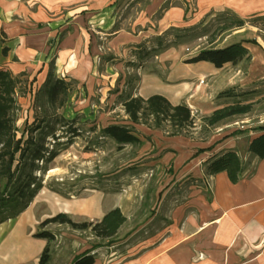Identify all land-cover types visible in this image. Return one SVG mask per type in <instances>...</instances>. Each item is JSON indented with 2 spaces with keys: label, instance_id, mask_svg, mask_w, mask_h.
Returning <instances> with one entry per match:
<instances>
[{
  "label": "crops",
  "instance_id": "obj_1",
  "mask_svg": "<svg viewBox=\"0 0 264 264\" xmlns=\"http://www.w3.org/2000/svg\"><path fill=\"white\" fill-rule=\"evenodd\" d=\"M145 1L143 10L129 23L131 30L125 31L117 14L119 0H0V68L13 76L24 73L39 86L50 73L57 79L71 83V101L76 96L85 97L86 94L90 99L96 96L97 86L107 85L106 91L99 89L105 94L116 85L118 76L105 59L106 54L125 60L126 53L129 54L131 50H150L151 37L171 28L184 29L201 22L204 25L205 17L221 14L235 16L245 21V25L219 36L216 41L221 39V44L217 48L242 40H255V43L243 44L250 55L248 62L243 61L235 66L226 64L220 69L207 62L184 63L182 66L191 68L193 74L185 76L184 69H180L181 73L171 69L161 90L154 80L156 78L147 74L141 77L137 90L129 96L146 100L159 95L171 106L181 103L187 107L205 106L209 113L217 108L211 106V101L222 90L254 92L257 83H264V44L257 36L261 30L259 25L250 22L255 18H264V0ZM159 11V17L152 20ZM228 39L230 41L225 43ZM198 82L200 85H197ZM193 83L196 86L194 90L191 88ZM122 93L120 91L118 95ZM104 94L101 102L106 100ZM253 95L247 96L249 102H254ZM88 112L91 113L90 110ZM81 114L86 115L85 110L73 113V118ZM92 117L93 121L99 119L96 114ZM123 118L126 121L122 124L99 122L102 129L111 125L132 126L140 133L141 140L155 143V149L168 148L166 143L169 139L163 138L158 130L132 124L127 115ZM229 144L230 141L229 149L225 151L234 149ZM213 152L201 161L205 163L224 151L218 149ZM248 156L254 161V169L250 176L244 169L237 184H231L225 173L209 176L202 171L203 183L212 180L209 200H205L200 192L196 193L197 211L194 216L186 215V206L182 204L175 207L170 226L163 230V240L158 242L159 233L154 238L135 241L112 261H108L101 250H94L93 264H264V158L259 160L250 153ZM150 157L158 158L155 154ZM43 195L64 199L42 189L25 211ZM112 203H106L102 191H93L81 200V208L75 217L99 221L107 211L120 209ZM20 215L0 224L1 264L38 263L46 245L45 240L32 237L42 221L29 228L25 223H18ZM181 223L182 230L179 229ZM15 241L23 243V250H12L10 243ZM28 249L31 250L28 252ZM199 254L202 259L193 261L195 255ZM71 261L73 257L66 264Z\"/></svg>",
  "mask_w": 264,
  "mask_h": 264
},
{
  "label": "rangeland",
  "instance_id": "obj_2",
  "mask_svg": "<svg viewBox=\"0 0 264 264\" xmlns=\"http://www.w3.org/2000/svg\"><path fill=\"white\" fill-rule=\"evenodd\" d=\"M145 3V0H119L117 14L119 22L123 23L122 29L131 30L129 23L143 10ZM159 15L160 11L152 20H156ZM222 18L223 15L217 14L214 17H205L204 25L201 22L184 29H168L150 38V50H131L129 54L126 53L125 60H119L110 53L106 54L105 59L118 76L114 88L104 94L99 92V89L106 91L107 85L97 86L96 96L90 99L86 94L85 97L76 96L71 101L70 94L65 107L57 112L66 119H72L73 113L81 110H85L86 114L73 118L76 120L74 128L77 129V134L72 137V144L59 153L50 165L52 171L49 170L50 172L44 175L43 189L51 192L49 189L52 188L64 199L49 195L41 196L27 211L22 212L18 223H25L27 227L34 228L37 222L58 213L69 215L74 222L91 221L85 217H75V215L81 208L79 205L81 200L93 191H102L106 203L112 201L113 206L118 205L126 222L110 243L96 239L89 230L76 231L66 225L47 226L45 229L55 235V242L52 244L54 253L49 264H66L72 257L74 259L94 245H98L94 249L96 252L101 250L102 255L108 257V261H112L118 256L117 254L135 241H145L159 233L161 235L157 238L158 242L163 240V230L170 226L171 213L175 207L182 204L186 206L185 214L194 216L197 211L196 193L200 192L205 200H209L212 180L208 179L203 183L201 177L202 171L205 173V163L201 160L206 155L214 154L213 151L218 149L226 152L225 150L229 149L227 148L229 141V145L234 148L232 151L237 152L242 162L243 170H247L250 176L255 165L252 157L248 156L247 147L249 139L259 135V129L264 126V83H257V90L250 92L255 95L252 96L254 102L249 114L236 116L216 127H207L202 123V119L211 113H208L205 106L188 107L191 121L186 125L179 126L171 122L169 118H161L160 127L156 130L162 134L163 138L169 139L166 143L168 148L162 149L163 151L160 148L155 149V143L149 140L143 141L141 147L124 145L121 150H118L113 140L100 136L102 125L99 121L125 123L126 120L123 117L126 114L123 112L121 103L126 95L135 93L141 77L151 74L156 78L154 80L161 90L171 69L181 73L182 68L185 70V76L193 74L194 71L191 68L182 66L185 59L209 47L208 37L220 24ZM259 27L263 28L264 22L259 23ZM257 36L264 44V30L258 32ZM218 37L213 43L216 48L221 44V39L216 41ZM229 41L230 39L225 43ZM137 53L139 55H136ZM132 54L134 58L131 59L129 56ZM224 72L228 71L224 70ZM22 80L24 82L18 86L15 95L14 117L18 128H22L25 121L32 122L33 118L40 115L41 106H43L42 98H38L39 101L35 102L39 84L33 82L30 77H24ZM197 85H200V82ZM191 88L193 90L196 88L194 83L191 84ZM120 91L123 93L119 96ZM245 92L247 90H239L236 93ZM219 93L211 101V106L218 107L225 103L224 99L218 97ZM103 94L106 100L101 102ZM89 110L91 113L88 112ZM93 112L99 119L92 120V116L95 115ZM144 119L146 121H142L141 126L153 129L151 127L154 125L153 117ZM127 127L134 130L132 126L127 125ZM134 133L141 138L139 132L134 130ZM228 138L230 139L227 140ZM52 143L51 139H48L49 149ZM152 154L158 158L152 159L150 157ZM150 219L151 221L147 223ZM140 225L143 227L139 229ZM180 226L179 229L182 230V223ZM180 232L182 233V231L178 233ZM130 234L132 236L126 240L125 238ZM10 244L13 247L12 250L20 251L19 248L22 250L24 248L23 243L19 241ZM201 257L200 254L195 255L193 261L202 259ZM29 264L38 263L34 261Z\"/></svg>",
  "mask_w": 264,
  "mask_h": 264
},
{
  "label": "trees",
  "instance_id": "obj_3",
  "mask_svg": "<svg viewBox=\"0 0 264 264\" xmlns=\"http://www.w3.org/2000/svg\"><path fill=\"white\" fill-rule=\"evenodd\" d=\"M251 24L259 25L264 18L252 19ZM245 21L235 16H223L222 21L208 37L207 48L199 50L193 56L185 59V64L207 62L216 69L226 64L235 66L240 62H248L250 55L244 43H255V40H242L223 48L213 46L217 36H223L232 30L241 29ZM264 28V27H263ZM260 28L261 30H264ZM24 73L13 76L10 72L0 68V224L18 217L24 212L35 196L45 187L44 175L51 169L50 165L59 153L72 144V137L76 136L74 128L75 119H66L57 113L63 109L72 91V85L48 74L44 83L36 92L35 98H42L41 113L33 118L32 122L25 121L22 128L16 126L14 110L16 106L15 95L18 86L24 81ZM250 92L236 93L228 89L219 93L218 97L225 100L208 116L202 119L207 127H216L236 116H245L252 111L253 102L247 96ZM40 95V97H38ZM46 106V107H45ZM122 106L128 120L132 124H141L144 118L150 116L154 119V129L159 128L161 118H169L179 126L190 123V111L186 105L171 106L167 100L154 95L146 100L139 97L126 96ZM67 129V131H62ZM58 132H61L58 134ZM101 137H107L117 144L121 150L124 145L141 147V140L130 127L124 125H111L100 130ZM259 135L253 138L247 147V152L259 160L264 158V126L259 129ZM72 134V135H71ZM69 137H64L68 136ZM48 139L53 142L47 147ZM65 139V141H61ZM225 173L231 184H237L243 173L242 162L235 151H226L211 157L205 162V174L214 176ZM51 192L62 196L58 191ZM126 222L125 216L119 208L107 211L99 221L74 222L69 215L58 213L51 216L37 226L33 238L46 241L38 264H48L52 256V244L55 235L45 229L49 225H66L72 230L87 231L101 241L113 240L121 226ZM94 245L73 259L71 264H93L95 260L92 251Z\"/></svg>",
  "mask_w": 264,
  "mask_h": 264
},
{
  "label": "bare ground",
  "instance_id": "obj_4",
  "mask_svg": "<svg viewBox=\"0 0 264 264\" xmlns=\"http://www.w3.org/2000/svg\"><path fill=\"white\" fill-rule=\"evenodd\" d=\"M50 171H52V170H50ZM50 171H49V172H50Z\"/></svg>",
  "mask_w": 264,
  "mask_h": 264
}]
</instances>
